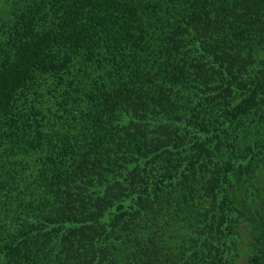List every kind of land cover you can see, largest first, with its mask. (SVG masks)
<instances>
[{
    "label": "trees",
    "instance_id": "trees-1",
    "mask_svg": "<svg viewBox=\"0 0 264 264\" xmlns=\"http://www.w3.org/2000/svg\"><path fill=\"white\" fill-rule=\"evenodd\" d=\"M263 175L264 0H0V264H264Z\"/></svg>",
    "mask_w": 264,
    "mask_h": 264
},
{
    "label": "rangeland",
    "instance_id": "rangeland-1",
    "mask_svg": "<svg viewBox=\"0 0 264 264\" xmlns=\"http://www.w3.org/2000/svg\"><path fill=\"white\" fill-rule=\"evenodd\" d=\"M260 180H261L260 182L262 183L261 192H263V194H264V175L260 178ZM246 243H248V245H250L249 242L246 241ZM235 264H248V260H247L246 253L245 254H242V256L240 257V259L237 260V262Z\"/></svg>",
    "mask_w": 264,
    "mask_h": 264
}]
</instances>
